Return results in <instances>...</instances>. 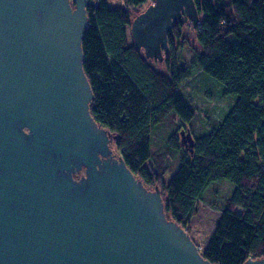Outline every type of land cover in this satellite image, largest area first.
Wrapping results in <instances>:
<instances>
[{
	"label": "water",
	"instance_id": "1",
	"mask_svg": "<svg viewBox=\"0 0 264 264\" xmlns=\"http://www.w3.org/2000/svg\"><path fill=\"white\" fill-rule=\"evenodd\" d=\"M88 6L0 0V264H211L90 114ZM186 22L200 25L194 0H154L130 22L133 45L162 63ZM179 136L192 154L191 133Z\"/></svg>",
	"mask_w": 264,
	"mask_h": 264
},
{
	"label": "trees",
	"instance_id": "2",
	"mask_svg": "<svg viewBox=\"0 0 264 264\" xmlns=\"http://www.w3.org/2000/svg\"><path fill=\"white\" fill-rule=\"evenodd\" d=\"M88 1L95 6L86 8L81 48L94 97L89 110L115 136L110 144L118 158L145 187H158L167 219L186 233L210 186L232 183L234 191L200 254L211 264L264 259V0H194L200 52L189 69L178 68L174 52L181 25L175 24L166 73L135 49L130 36V22L148 0H124L125 10L109 8L108 0ZM201 74L236 100L209 133L194 135L195 111L180 91ZM183 129L193 137L192 154L180 143ZM168 156L178 167L166 184Z\"/></svg>",
	"mask_w": 264,
	"mask_h": 264
},
{
	"label": "rangeland",
	"instance_id": "3",
	"mask_svg": "<svg viewBox=\"0 0 264 264\" xmlns=\"http://www.w3.org/2000/svg\"><path fill=\"white\" fill-rule=\"evenodd\" d=\"M153 1L154 0H148L145 5L137 10L139 12L143 11L149 4L153 3ZM108 6L111 9H127L124 0H108ZM179 29L181 36L177 41L174 55L175 58L179 59L177 63L178 68L186 69L192 63L194 54L200 52V48L195 40L196 31L189 22L181 25ZM163 63L164 61L162 63L157 61L152 62L158 72L166 73L165 64ZM184 84L185 85L180 91V95L195 111V118L190 124L193 134L203 135L209 133L216 126L218 121L231 109L236 100V96L222 95V86L216 80L205 74L194 75L189 80H186ZM170 125V123H166L165 127L170 129ZM157 146L158 143L154 148ZM110 148L118 158L117 149L112 143L110 144ZM154 148L152 149L151 147L153 151ZM157 159H159V155H157ZM165 159L168 161L165 164L168 165L169 169L163 179L167 184L176 171L178 163L175 164L176 158L173 159L170 156ZM154 187L146 186V188L151 191L154 190ZM233 191L234 185L228 181L223 180L213 183L208 189L204 200L198 204L196 214L187 228V233H189L199 250H202L209 241L216 224L222 216L221 210L225 205L226 199L231 197Z\"/></svg>",
	"mask_w": 264,
	"mask_h": 264
},
{
	"label": "flooded vegetation",
	"instance_id": "4",
	"mask_svg": "<svg viewBox=\"0 0 264 264\" xmlns=\"http://www.w3.org/2000/svg\"><path fill=\"white\" fill-rule=\"evenodd\" d=\"M176 24H179V23H176ZM81 174H82V173H81ZM81 174H80V175H81ZM80 175H78V177H79Z\"/></svg>",
	"mask_w": 264,
	"mask_h": 264
}]
</instances>
